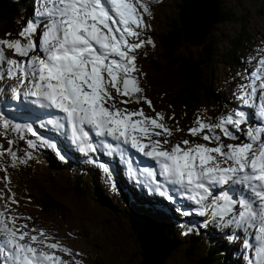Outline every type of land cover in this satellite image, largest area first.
Here are the masks:
<instances>
[{
    "label": "snow or ice",
    "instance_id": "6c2138e0",
    "mask_svg": "<svg viewBox=\"0 0 264 264\" xmlns=\"http://www.w3.org/2000/svg\"><path fill=\"white\" fill-rule=\"evenodd\" d=\"M35 2L34 18L26 21L20 38L0 39V80L18 81L12 89L15 98H32L31 103L62 113L48 123L67 128L84 153L107 149L105 154L123 157L122 145H130L151 158L157 168L139 171L155 185L154 190L164 194L165 185L173 186L199 206L194 212L210 218L205 226L211 222L240 230L245 237L254 235L256 243L246 238L245 247L253 249L251 264H264V58L258 60L247 82L239 85L237 99L251 111L238 108L216 123L197 117L188 133L207 143L177 142L164 113L148 116L143 107L119 106L143 102L155 111L143 95L137 65V51L154 43L140 38L148 27L145 15H152L147 0ZM6 49L14 56H8ZM253 116L258 121L249 123ZM2 127H10L7 119ZM20 129L15 126L16 131ZM26 130L42 145L55 147L33 127ZM224 138L239 142L225 143ZM29 145L37 147L36 141L30 140ZM5 150L12 152L0 149V156ZM12 155L16 160V154ZM99 166L111 177L107 163ZM10 203H18L14 194ZM19 219L9 215L7 208L0 210V264H68L57 254H70L68 247L50 242L43 229L25 231L28 225L18 226Z\"/></svg>",
    "mask_w": 264,
    "mask_h": 264
},
{
    "label": "rangeland",
    "instance_id": "374dc122",
    "mask_svg": "<svg viewBox=\"0 0 264 264\" xmlns=\"http://www.w3.org/2000/svg\"><path fill=\"white\" fill-rule=\"evenodd\" d=\"M32 2L31 16L29 19L34 18V8L38 7L35 1ZM147 2L150 5L152 15H145V21L148 27L142 30L140 38L150 39L154 43L147 44L137 51V65L140 69L138 77L140 86L144 90L143 95L152 101L155 111L143 102L140 104H120L119 106L128 107L132 110L143 107L148 116H154L155 112H162L165 115L166 123L174 132L173 139L175 141L178 142L183 139H189L194 140L195 142L207 143L200 137H192L189 135L188 129L195 126L194 122L197 117H202L208 122L216 123L220 117L236 110V105L239 102L237 97L241 91L239 85L247 82V77L256 67L258 60L264 58V0H206L205 9L203 8L204 3L201 5L198 4L197 1H194L191 4L193 9L186 15V17L183 16L182 11H180V13L178 12V15L176 14L177 10L174 9V7L177 0H147ZM217 2H219L220 7H235L236 10L232 9V11H236L237 14H242L243 22L245 24L244 30L248 31L251 36H254L255 41L251 44L248 43V50L244 51V54H246H243L244 56L242 55L239 58V66L236 64L238 62H233L230 66L226 67H224L222 63L218 64L217 69H219V71H217L216 78L218 81V89L221 94L219 100L220 105H217L216 107L213 102L208 100L198 102L195 105V108L191 110L186 120L183 121V123H186L183 126L178 123L180 114L174 111L163 99L160 98L157 86H155L158 78L152 71L149 63L146 62V59L142 57H146V55L152 50L157 53L160 51L159 42L155 34L157 30H164L170 18H175V16H177L182 19V25L185 30V26H188L194 18L193 12H200L202 8L204 9L203 15L207 18L212 17L213 24L212 27L208 29L209 24L212 22L208 19L206 28L203 30L201 37L199 39L194 38V41H191V43H200L203 40L202 38L204 35L206 36L209 31H214V33L220 34L223 39L228 37L232 38L239 31L240 24L235 19L224 22H218V20L214 21ZM185 9H187V7ZM180 19L179 21L178 19L176 20L179 25H181ZM27 20H24L21 26L18 24L16 27L7 26L3 21H0V39L11 40L20 38L18 33L25 26ZM7 33H11V36L6 35ZM218 46L220 48L225 47V41H221ZM6 52L9 53L10 56L14 54L12 50L6 49ZM119 99L121 98L117 97V100ZM173 116L174 119H169V117ZM0 120H4V117L1 114ZM178 129H181L182 131H179ZM217 131L219 133V130ZM12 134L15 135L17 141ZM5 135L8 136V139L5 138ZM241 137H243L242 134ZM9 141H12V143L10 144ZM29 141L30 140H27L26 138L19 137L9 129L7 131L4 130L3 127H0V146L3 144H10L9 148L12 149V152L6 150L3 151L2 156H0V186L6 189L5 192L11 195L14 194L15 200L18 201V203H12V205L14 207L18 205L16 208H18L20 212V215L16 214L15 211H11L9 208V215L20 217L19 222H22V220L24 221V219H26V221L29 220L31 229H46L47 231H44L47 236L50 235V239L56 241L61 240L65 243L73 252V254H67L69 257L66 253H61L62 258L68 261V264H77V261L81 262V264H95L94 261L99 264H143L145 259L142 256L144 253L142 250L144 245H148L147 240L152 243L161 242V237H158L162 236L159 227L155 226L154 228L153 224H151L152 222H150L140 234L134 233L130 238L127 235H125V238L116 237L112 232V230H114L112 223L105 221L110 218L102 213L99 204L94 201V198L93 200L89 197L86 198V195H83L82 199L84 200L80 203H76L69 193H61L52 185L51 179L49 178L50 161L46 148L43 147L41 143L36 148H32L29 145ZM224 142L236 143V141L228 138H224ZM13 152L16 154V160H18L20 167L17 161L13 159ZM24 155L29 156L27 160L28 165H26V162L22 158ZM19 160L24 162L25 165L23 167H21V162ZM58 170L61 171L63 175H66L63 173L64 169L59 168ZM29 172H31L33 179L29 176ZM98 173L110 189H115L109 185L107 179L103 177L100 172ZM62 174H60V172L57 173L59 176H62ZM62 177L66 179L65 176ZM15 186L17 187L16 190L19 194V189H21V194L19 196L13 193L14 190L11 191ZM1 197L3 200H6L4 194H1ZM108 198L113 199L109 195ZM45 202H49V205H44ZM8 203L10 204V201ZM25 207L28 208V210ZM34 213L36 214L35 216L33 215ZM28 215H33V220L27 219ZM166 218L171 219L169 215ZM191 218L196 221L195 228L197 230L193 232L192 221H186V225L180 228L181 231L179 230L180 236H185L186 234L191 233L195 234L198 233V230L203 231L204 227H201V224L206 220V217L197 214V216ZM172 220L177 222L180 218L176 216ZM104 222L107 224L106 226ZM165 223L167 222L165 221ZM212 228L219 232L225 231L224 241L229 244L227 227L217 228L212 226ZM229 229L234 232L231 228ZM235 233L240 239H245L239 233ZM220 235L223 236L222 233H220ZM139 239H141L142 242H140ZM150 245L155 246L154 244ZM234 245L236 248L238 247L242 250L245 246V241H241L237 238ZM146 246L144 248H146ZM166 247L169 249L166 248L167 250L165 253H158L159 258L156 257L154 260H148L146 264H185L179 260V258L175 257V254L174 256L167 255L162 262V258L171 250L172 245L167 244ZM180 247H184V244H180ZM156 248H158V246H156ZM57 254L60 255V252H57ZM237 256L238 259L235 262L239 260V263L242 261L247 263V259L244 256Z\"/></svg>",
    "mask_w": 264,
    "mask_h": 264
},
{
    "label": "trees",
    "instance_id": "16d2710c",
    "mask_svg": "<svg viewBox=\"0 0 264 264\" xmlns=\"http://www.w3.org/2000/svg\"><path fill=\"white\" fill-rule=\"evenodd\" d=\"M193 2L194 0H177L174 7L177 10L176 14L178 15ZM32 3V0H0V21L10 27H16L18 24L21 26L24 20L31 16ZM232 9L236 10L232 6L220 7L217 2L215 16L218 22L232 19L239 22L240 29L232 38L223 39L220 34L209 31L208 29L213 24L212 21L207 29L209 33L204 35L200 43L194 45L186 38L187 30L186 27L184 30L182 19L175 16V18L169 19L163 31L157 30L155 34L160 51L157 53L152 50L146 57H142L146 59L158 78L155 86H157L160 98L180 114L178 123L183 126L185 125L183 121L198 102L208 100L213 102L216 107L220 104L221 94L216 78L217 71H219L218 64L222 63L226 67L233 62H238L239 66V58L245 50H248V43L251 44L255 41V37L244 30L242 14H237ZM177 19L178 21L180 19L181 25L177 23ZM144 40L149 39L144 38ZM221 41H225V47L218 46ZM48 153L49 178L52 185L61 193H69L76 203L84 200L82 199L83 195H86V198H94L95 200H93L99 204L102 213L110 218L105 221L112 223L114 228L112 232L116 237L125 238L127 235L130 238L134 233L140 234L147 224L154 220L153 217L157 214L153 213L151 207L153 205L135 202V197L129 193L112 196L114 200L109 199L104 186L101 187L98 184L99 181L96 179V172L93 169L88 167L81 169L78 171L79 173L73 172L66 179L57 175L58 172L61 174V171L58 170L61 165L50 152ZM44 205H49V202H45ZM172 219H166L165 235L162 236L172 245L169 256L175 254V257L185 264H235V261L230 257L234 247L233 237L230 238L227 235L229 242L227 244L211 225H207L203 231H198L199 234L191 233L180 236L179 230L181 231L180 228L183 227V224L176 223ZM104 224L107 225L105 222ZM180 244H184V247H180ZM94 263L99 264L96 261Z\"/></svg>",
    "mask_w": 264,
    "mask_h": 264
},
{
    "label": "bare ground",
    "instance_id": "6f19581e",
    "mask_svg": "<svg viewBox=\"0 0 264 264\" xmlns=\"http://www.w3.org/2000/svg\"><path fill=\"white\" fill-rule=\"evenodd\" d=\"M194 1H197L198 2V4H203L204 3V9H205V7H206V5H205V3H206V0H194ZM196 2V3H197ZM198 8V7H197ZM200 8H202V7H200ZM201 9L200 10V12H197V11H194L193 12V15H194V18H193V20L190 22V24L188 25V26H185L186 27V30H187V39H189L190 41H194V38H196V39H199L200 37H201V35H202V33H203V30L206 28V24H207V20L209 19V21H212V17H206L205 15H203L204 14V9ZM193 9V7H192V5H190V6H188L187 7V9H185L184 8V10L182 11V14H183V16H185L186 17V15L188 14V13H190V11ZM195 17H196V19H195ZM192 34V35H189V34ZM194 43V42H193ZM194 44H197V43H194ZM7 55L8 56H10L9 55V53H7ZM12 56H14V54H12L10 57H12ZM15 58H17V59H20V57H15ZM240 62V61H239ZM235 63V62H234ZM237 64V63H236ZM8 81H9V79H4V80H0V93H3L4 91H5V89H6V87L8 86ZM2 83V84H1ZM7 108L6 107H4L3 105H1L0 104V110L1 111H3V112H5L6 114H8L9 113V111L8 110H6ZM27 116H29L30 114L29 113H27L26 114ZM3 117H4V119H7L8 120V117L7 116H5V115H3ZM0 122H2L1 120H0ZM239 141H236V143H238ZM230 143H235V142H230ZM9 145L10 144H3L2 146H0V148H5V149H8L9 148ZM21 145V144H20ZM24 145H26V144H24ZM15 153V152H14ZM20 162H21V167H23L25 164H24V162H22L21 160H19ZM25 161V160H24ZM26 162V161H25ZM26 165H27V162H26ZM17 172V171H16ZM13 174V173H12ZM120 175H121V173H119ZM27 175V174H26ZM16 176V175H15ZM29 176L33 179V177H32V174H31V172H29ZM17 183V182H16ZM18 184V183H17ZM21 185V184H20ZM17 189V187L15 186L14 188H12L11 189V191L12 190H14V192L13 193H15L16 195H20L21 194V189H19V191H20V194H19V192L16 190ZM5 188L4 187H1L0 186V191H1V193H0V209L1 210H3V209H5V208H7L8 210H9V208H10V210L11 211H15L16 212V214H19L20 215V212H19V210H18V208H16L17 206H13L12 205V203H8L9 201H10V198L13 196V195H11V194H9V193H7V192H5ZM12 193V194H13ZM1 194H4V196H5V198H6V200H3V198L1 197ZM8 201V202H7ZM26 205V204H25ZM26 208V207H25ZM27 210H28V208H26ZM23 210V209H22ZM24 211V210H23ZM34 216L36 215L35 213L33 214ZM33 215H28V218L30 217L31 219L30 220H33ZM19 225L20 224H27L28 225V228L27 229H24L25 231H30L31 230V226H30V224H29V220H27L26 221V219H24V221L22 220V222L20 221L19 222V220H18V222H17ZM152 224V223H151ZM153 226H154V228H155V226L156 225H154L153 224ZM147 227V226H146ZM44 230H46V229H44ZM145 230V229H144ZM232 230H234V229H232ZM47 231V230H46ZM159 231H161L162 232V230L159 228ZM53 232V231H52ZM62 232V231H61ZM234 232H237V233H239L243 238H245L246 239V237H245V234L244 233H242L240 230H234ZM50 234V233H49ZM50 236V235H49ZM48 236V237H49ZM54 237V236H53ZM159 238L161 237V236H158ZM248 237H249V242L250 243H252V241H253V239H254V236L253 235H248ZM50 238V237H49ZM55 238V237H54ZM240 238V237H239ZM140 240V242H142L141 241V239H139ZM56 242V243H59V244H61L62 246H66V244L65 243H63L61 240L60 241H56V240H52V239H50V242ZM160 241L161 242H159V243H152V242H150L149 240H147V243H148V245L146 246V245H144L143 246V248L146 246V248H144V253H143V257H144V259H145V261H144V263L143 264H146V262L148 261V260H154V259H156V257H158L159 258V254L158 253H165V251L167 250V249H169V248H167L166 247V245L167 244H169L167 241H165V240H163L162 238L160 239ZM143 242H144V244H145V241H144V239H143ZM150 244H154L155 246H153V245H150ZM170 245V244H169ZM215 245V244H214ZM156 246H158V248H156ZM67 247V246H66ZM169 247V246H168ZM167 248V249H166ZM147 249V250H146ZM242 250H243V248H242ZM155 252V253H154ZM61 253H64V252H60V255L62 256V254ZM67 254H69V253H66V255ZM71 254H73V252L71 251ZM156 254H157V256H156ZM68 256V255H67ZM227 256V255H226ZM69 257V256H68ZM243 260V259H242ZM76 261V260H75ZM74 261V262H75ZM76 263V262H75ZM247 264V263H246Z\"/></svg>",
    "mask_w": 264,
    "mask_h": 264
},
{
    "label": "water",
    "instance_id": "95a60500",
    "mask_svg": "<svg viewBox=\"0 0 264 264\" xmlns=\"http://www.w3.org/2000/svg\"><path fill=\"white\" fill-rule=\"evenodd\" d=\"M215 20H217V18H216ZM215 20H214V21H215ZM163 258H164V257H163ZM163 258H162V260H163ZM162 260H161V261H162Z\"/></svg>",
    "mask_w": 264,
    "mask_h": 264
}]
</instances>
